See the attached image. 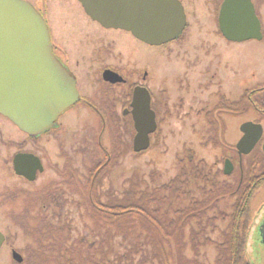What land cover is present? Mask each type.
Listing matches in <instances>:
<instances>
[{"label": "flooded vegetation", "instance_id": "1", "mask_svg": "<svg viewBox=\"0 0 264 264\" xmlns=\"http://www.w3.org/2000/svg\"><path fill=\"white\" fill-rule=\"evenodd\" d=\"M20 1L32 5L43 17L54 55L76 78L80 99L61 118L91 114L102 132L111 125L125 129L124 119L135 130L132 104L135 90L141 88L150 93L157 123L150 148L156 140L172 141L178 137L180 125L187 128L192 120L190 129L199 132L203 153L210 148L217 155L182 159L188 166L181 167L171 180L174 186L172 182L182 179V192L186 194L176 199L186 204L182 210L187 213L186 223L198 222L206 234L208 228L228 230L236 219L238 199L243 196L247 200L245 250L248 242L261 246L258 255L264 264V204L257 209L252 206L254 197L264 190V0H173L183 9L185 28L176 39L154 46L138 39L132 31L105 27L86 12L79 0ZM131 2L136 5L139 0ZM72 43L88 48V54L73 55ZM194 53L197 60L187 63ZM162 62L181 65L182 70L158 80L155 72ZM107 72L124 81H108ZM61 118L56 127L33 137L0 114V148L11 152L4 160L9 181L2 192L20 195L35 184L39 186L37 192H63L56 179L48 186L42 182L47 173L62 177L59 157H50L46 152L49 137L61 143ZM247 123L254 125L250 137L258 140L249 154H241L238 145L245 136L241 129ZM25 154L40 160L39 166L31 168L35 170L34 180L16 172L15 159ZM52 197V204L60 201V197ZM194 214L198 217L193 218ZM7 221L14 226L9 218ZM0 231L5 236L0 256L13 259V253L19 250L7 247L9 238ZM242 258V264H256L245 252Z\"/></svg>", "mask_w": 264, "mask_h": 264}, {"label": "rangeland", "instance_id": "2", "mask_svg": "<svg viewBox=\"0 0 264 264\" xmlns=\"http://www.w3.org/2000/svg\"><path fill=\"white\" fill-rule=\"evenodd\" d=\"M192 27L196 28L195 25ZM71 46L73 55L79 56L89 52L88 48H81L77 43L76 45L72 43ZM196 56L195 53L190 56L187 63L195 62ZM146 60L147 58L142 62ZM172 66L162 62L155 72L158 80L172 72L182 70L181 65ZM121 121L125 124V129L111 125L102 132L97 118L91 114L61 118L63 125L61 143L55 137H49L46 140V152L50 157H59L62 177L51 172L44 176L42 182L48 186L56 179V184L60 182L59 188L63 192H37L39 186L36 184L28 186L27 192H20L23 195H18L19 192H15V196L11 192H2L9 181L4 160L11 152L0 148V229L9 238L7 247L16 248L23 254V264H70L71 261H74V264H84L83 261L89 259H93L89 261L91 264H101V260L106 257L112 260L119 259L118 256L123 258L126 253L122 254L120 247L117 249L118 253H114L113 247L108 245L105 239V235L112 227L105 223L100 224L101 226L97 222L94 224L93 211L96 208L88 206V192L91 189L87 187L93 178L94 181L97 180L98 185L93 191L100 197L98 207L106 211L112 203L111 198L112 200L117 196L118 200L122 198L121 192H138L140 196L144 194L142 193L144 190L149 195L163 192L161 195L163 198L160 196L157 198L159 205L152 207L154 212L161 209L167 211L168 218L161 222L166 226V230L157 224L158 219H151V223L157 227L155 234L158 236L157 247L150 251L145 249L138 258L140 264L148 263L152 257L155 264H220L219 259H222L220 247L223 243L221 234L227 229L208 228L206 234L198 222L188 225L186 214L182 212L186 204L176 199L177 192H182V179L178 178L172 182L174 186L170 185L181 167L188 166L186 161H181L182 159L192 156L215 157L217 152L208 148L203 153L199 132L190 129L191 120L187 128L180 125L179 135L173 138V142L156 140L148 151L136 154L133 142L137 133L133 124L124 119ZM106 162L109 163L107 168L101 169ZM63 167L68 169V173L64 172ZM75 172L76 175L73 174ZM131 181L137 183L135 189H131ZM164 185L167 187L166 190H159ZM52 195L57 200V197H60V201L52 204L49 201L53 199ZM263 204L264 190L254 197L252 206L257 209ZM8 218L14 226L9 224ZM24 220L26 223H22ZM141 223L142 220L137 217L133 238L129 240L130 248L148 237L147 230L143 229ZM120 226L125 227V223ZM116 234L114 229L111 235ZM96 236V240L89 239ZM123 240L125 242L122 237L120 241ZM90 241L93 243H89ZM101 243L105 249V257L100 254ZM86 244L93 245L94 248H86ZM260 250H263L261 246L248 242L245 253L256 264H263L258 255ZM5 251L7 252L6 247ZM0 264L15 263L12 256L3 254L0 256Z\"/></svg>", "mask_w": 264, "mask_h": 264}, {"label": "water", "instance_id": "3", "mask_svg": "<svg viewBox=\"0 0 264 264\" xmlns=\"http://www.w3.org/2000/svg\"><path fill=\"white\" fill-rule=\"evenodd\" d=\"M79 1L105 27L132 31L152 46L176 39L186 25L182 7L173 0H139L137 6L130 0ZM105 78L112 83L124 81L112 72H107ZM79 99L76 78L54 55L43 17L32 5L20 0H0V114L34 137L56 127L61 116ZM132 107L137 132L133 150L140 154L150 149L151 135L157 129L150 93L137 88ZM253 126H242L245 136L238 145L241 154H249L258 140L250 137ZM39 165V158L31 154L15 159L16 172L30 180L35 178L31 168ZM4 242L0 231V249ZM13 259L24 261L17 252Z\"/></svg>", "mask_w": 264, "mask_h": 264}, {"label": "trees", "instance_id": "4", "mask_svg": "<svg viewBox=\"0 0 264 264\" xmlns=\"http://www.w3.org/2000/svg\"><path fill=\"white\" fill-rule=\"evenodd\" d=\"M112 155H114V153H112ZM96 181H94L92 178L87 185L88 189H91V191L88 192L89 195L88 206L89 208H93V207L96 208V210L93 211L94 224L95 222H97V224L99 225L102 223L110 225L112 229H110L109 233L105 235L107 244L113 247L114 253L117 252L118 247H120V249L122 250V254L126 253L125 255H123V258L118 256L119 259L117 260H112L110 259V257L103 258L101 260V264H140L138 262L139 261L138 258L141 255V253L145 249L146 250L149 249L150 251L157 247L156 242L158 240V236L155 235L157 232L156 229L157 227L151 223V219L153 220L158 219L159 223L157 224H159V226H161L164 230H166V226L161 222L162 220H166L168 218L167 211L161 209L157 212H154L152 207L155 205H159L157 204L159 202L157 198L159 196L161 197L163 192H154L152 193V195H149L148 193H146L147 191L144 190V192H142L144 194L141 196L139 195L138 192H121L122 198H119V200L117 198L118 196L116 197V199L113 200L111 198L112 203L108 206V209L106 208L107 209L106 211L103 208L98 207L99 206L98 200L100 199V197L97 196L98 194L93 193L95 188H98ZM126 182H128V180ZM131 184H132L131 189H135L137 187L136 182L131 181ZM166 188L167 187L164 185L160 187L159 190H166ZM177 194H178L176 195L177 197L182 198V195L186 194V192H177ZM151 196H154V198H152ZM240 197L242 198L241 200L238 199L236 219L232 223L233 225L226 232L223 233L225 239L220 247L221 255H222V259L219 261L220 264H242L243 261L242 257L245 252V244H246L245 232L247 230V228H245V222H244L247 211V200L243 196ZM184 214L187 213L185 212ZM107 216H109L108 220L106 219ZM137 217H139L142 220L141 225L143 226V229L145 228L147 230L148 237L145 239H141L144 241L130 248L131 243L129 242V240L133 238V232L135 231ZM192 217L197 218L198 214H194V216ZM183 218L184 216L182 217V219ZM123 223H125V227L120 226ZM114 229L117 232V234L111 235ZM122 237L125 239V242L124 240L120 241ZM96 238L97 236L94 238L89 237V239L91 240L92 239L96 240ZM89 243H93V242L90 241ZM89 245L90 244H86L85 247L91 249L94 248L93 245L91 246ZM88 251L92 252V250H88ZM69 252H71V250ZM100 254H102L103 256L105 255V249L103 248L102 243H101ZM92 260L93 259H89L87 261L84 260L83 263L91 264L89 263V261ZM136 261L137 263H135ZM74 263H75L74 261L70 262V264H74ZM146 264H155V260L153 259V257L149 259L148 263Z\"/></svg>", "mask_w": 264, "mask_h": 264}]
</instances>
